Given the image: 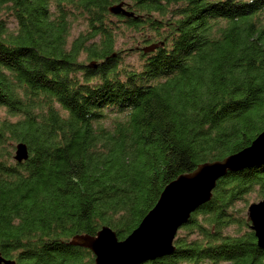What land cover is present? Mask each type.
<instances>
[{
	"label": "trees",
	"instance_id": "trees-1",
	"mask_svg": "<svg viewBox=\"0 0 264 264\" xmlns=\"http://www.w3.org/2000/svg\"><path fill=\"white\" fill-rule=\"evenodd\" d=\"M120 1L133 15L109 10ZM122 26L152 30L139 68L113 51ZM0 107L20 114L0 119V255L95 264L73 235L125 238L166 183L263 130L264 0H0ZM251 191L264 160L221 175L173 249L139 264H264L236 206Z\"/></svg>",
	"mask_w": 264,
	"mask_h": 264
},
{
	"label": "water",
	"instance_id": "water-1",
	"mask_svg": "<svg viewBox=\"0 0 264 264\" xmlns=\"http://www.w3.org/2000/svg\"><path fill=\"white\" fill-rule=\"evenodd\" d=\"M109 10L126 16L133 15V11L126 8L123 1L110 5ZM156 46L154 43L147 48ZM27 157L26 143L17 142L14 158L21 161ZM262 160L264 128L248 146L220 159L201 162L193 170L180 173L166 183L154 205L125 238L119 239L111 227L103 225L94 234H75L69 242L91 250L95 264H139L168 253L174 247L173 239L179 226L198 204L210 198L216 180L221 175ZM246 215L257 243L264 246V196L259 201L249 203ZM1 263L13 264L14 260L0 255Z\"/></svg>",
	"mask_w": 264,
	"mask_h": 264
},
{
	"label": "rangeland",
	"instance_id": "rangeland-1",
	"mask_svg": "<svg viewBox=\"0 0 264 264\" xmlns=\"http://www.w3.org/2000/svg\"><path fill=\"white\" fill-rule=\"evenodd\" d=\"M119 22V21H116ZM9 27L11 29L14 28V24L12 22H9ZM86 28V23L81 20H73L72 21V27H71V35L70 39H72L74 36H76L80 31L84 30ZM122 30L121 32L117 35L114 41V52L119 53V65L121 66H132L134 68H139L141 67V64L143 62L142 57L139 54V48L143 46V35L146 33L147 35L152 34V30L148 29L147 27H144L143 31H136L131 28L127 27H121ZM81 59L83 60L84 63H91L89 60H86L83 58V55H81ZM93 65V64H91ZM20 117V114H9L6 110L5 107H0V119H7L14 121ZM12 154L14 155L15 153V142L12 144ZM263 196H260L257 191H251L247 197L246 201H238L237 202V208H242L243 212L246 216L247 214V207L249 203L251 202H256L262 199ZM233 229V228H232ZM232 229H229V231H232Z\"/></svg>",
	"mask_w": 264,
	"mask_h": 264
}]
</instances>
